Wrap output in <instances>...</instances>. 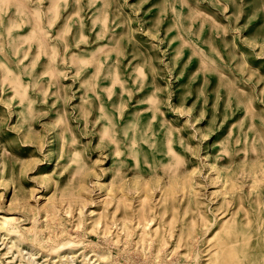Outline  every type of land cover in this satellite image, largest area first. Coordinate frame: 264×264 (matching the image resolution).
<instances>
[{
    "label": "rangeland",
    "instance_id": "obj_1",
    "mask_svg": "<svg viewBox=\"0 0 264 264\" xmlns=\"http://www.w3.org/2000/svg\"><path fill=\"white\" fill-rule=\"evenodd\" d=\"M2 216L0 264H264V0H0Z\"/></svg>",
    "mask_w": 264,
    "mask_h": 264
},
{
    "label": "bare ground",
    "instance_id": "obj_2",
    "mask_svg": "<svg viewBox=\"0 0 264 264\" xmlns=\"http://www.w3.org/2000/svg\"><path fill=\"white\" fill-rule=\"evenodd\" d=\"M0 221H1V223L3 224V227L4 228H6L5 230L7 231V233H9V234H12L13 232H14V228H10L9 226L13 223V222H15V219L13 218V217H8V216H2V217H0ZM260 228V227H259ZM2 238V237H1ZM152 238V237H151ZM3 239V238H2ZM152 240V239H151ZM163 240V239H162ZM6 241V240H5ZM79 241H81L80 243H82V241L83 240H79ZM4 242V241H3ZM85 242V241H84ZM5 243V242H4ZM13 244V243H12ZM58 244V243H57ZM78 244H79V242H78ZM88 244V243H87ZM4 245V244H3ZM14 245V244H13ZM76 245V241H74V240H68V241H65V242H60V244H58V245H56V246H51L52 248L50 249V251H51V254L52 253H55L56 252V254H57V257H59V260H56V261H54V263L55 262H61L62 264H74V262H75V257H77V254L76 253H74V251H73V246H75ZM80 245V244H79ZM90 245V244H89ZM14 247V246H13ZM6 248H7V246H6ZM19 248V247H18ZM75 248V247H74ZM86 248H88V247H86ZM83 249H84V247H83ZM20 250V249H19ZM68 250H70V252H68V253H66L65 251H68ZM94 251H95V249H93ZM17 251V250H16ZM23 251V250H22ZM60 251H64L66 254H60L59 252ZM19 252V251H18ZM44 252V251H43ZM79 252H81V251H79ZM82 252H83V250H82ZM48 253V252H47ZM93 253V252H92ZM35 254V253H34ZM50 254V255H51ZM40 255V254H39ZM7 256V255H6ZM21 256V255H20ZM28 256V255H27ZM101 256V255H100ZM15 257V256H14ZM48 257V256H47ZM50 257V256H49ZM25 258H26V256H25ZM29 258V257H28ZM22 259V258H21ZM35 258H33V254H31L30 255V260L32 261V260H34ZM196 259H197V257H196ZM25 260V259H24ZM52 260H54L53 258H52ZM85 260V259H84ZM101 260H102V258H101ZM219 260V259H218ZM223 261H221V263L220 264H225V263H227L226 262V258H225V260H224V258L222 259ZM6 261H8V260H6ZM11 261V260H10ZM27 261V260H26ZM28 262V261H27ZM219 262V261H218ZM31 263V262H30ZM34 263V262H33ZM53 263V262H52ZM51 263V264H52ZM85 263H87V262H85ZM215 263H217V260L215 261ZM29 264V263H28ZM36 264V263H35ZM38 264V263H37ZM41 264V263H40ZM58 264V263H57ZM60 264V263H59Z\"/></svg>",
    "mask_w": 264,
    "mask_h": 264
}]
</instances>
